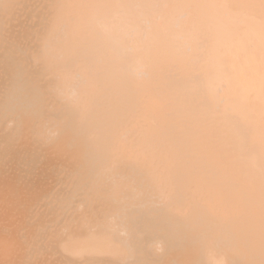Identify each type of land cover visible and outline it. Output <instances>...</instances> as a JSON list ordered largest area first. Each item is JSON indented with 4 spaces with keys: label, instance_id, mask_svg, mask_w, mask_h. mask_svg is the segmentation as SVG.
<instances>
[{
    "label": "rangeland",
    "instance_id": "rangeland-1",
    "mask_svg": "<svg viewBox=\"0 0 264 264\" xmlns=\"http://www.w3.org/2000/svg\"><path fill=\"white\" fill-rule=\"evenodd\" d=\"M126 1L155 15L115 45ZM259 19L264 0H0V264H264V95L226 52Z\"/></svg>",
    "mask_w": 264,
    "mask_h": 264
},
{
    "label": "bare ground",
    "instance_id": "bare-ground-1",
    "mask_svg": "<svg viewBox=\"0 0 264 264\" xmlns=\"http://www.w3.org/2000/svg\"><path fill=\"white\" fill-rule=\"evenodd\" d=\"M238 1H240V0H237V3H238ZM242 1V0H241ZM127 3L126 4H124L123 2L121 3V4H119V5H116V6H114L113 8H112V11L109 13V18L110 19H114V21L112 22V27H114V28H116V30H117V40L115 41V45H119V44H121V43H123L124 41H125V39H127V38H130L131 40H135L137 43H139V42H141V37H145L146 35H147V33H146V30L147 29H150L151 28V25H150V18L151 17H153L154 15H155V13H149V12H146V8L145 7H140V6H138V4H136V3H134L133 1L131 2H129V1H126ZM16 3H18L17 1H16ZM16 3L15 4H13V5H16ZM19 4H20V1H19ZM40 4V3H39ZM18 5V4H17ZM25 5V4H24ZM29 5V4H28ZM34 5V4H33ZM8 6V5H7ZM47 6V5H46ZM31 7V6H30ZM12 8V7H11ZM17 8V7H16ZM20 9H22V8H20ZM7 10V9H6ZM11 10V9H10ZM172 10L173 11H176L177 10V6L175 5H173V7H172ZM12 11V10H11ZM15 11V10H14ZM18 12V11H17ZM4 13V12H3ZM14 13V12H13ZM39 13V12H38ZM175 13V12H174ZM8 14V13H7ZM43 14V13H42ZM252 15V14H251ZM7 16H9V15H7ZM36 16V15H35ZM41 16V15H40ZM43 16V15H42ZM47 16H48V13H47ZM4 17V16H3ZM31 17V16H30ZM34 18H36V17H34ZM39 18V17H38ZM41 18V17H40ZM55 18V17H54ZM11 19H14V17L12 18L11 16H10V18H9V20H11ZM156 19L157 20H159V19H161V16L160 15H158V16H156ZM8 20V19H7ZM6 19H5V21H7ZM38 20V19H37ZM50 20V19H49ZM59 20H61L60 18H59ZM5 21H3V22H5ZM259 21H261V19H259ZM49 22V21H48ZM262 22V24H264V21H261ZM7 23V22H6ZM13 23V22H12ZM51 23V22H50ZM57 23V22H56ZM59 23V22H58ZM50 25V24H49ZM144 25V26H143ZM259 25H261V24H259ZM7 26V25H6ZM9 26V25H8ZM36 27V26H35ZM13 28V27H12ZM18 28V27H17ZM22 28H27V27H22ZM43 28H45V27H43ZM6 29H7V27H6ZM5 29V30H6ZM28 29V28H27ZM33 29V28H32ZM20 31L23 33V30L20 28ZM19 31V32H20ZM45 31V30H44ZM47 31V30H46ZM8 33V35L10 34L11 35V33H12V35H13V32H8V29H7V31H5V33ZM18 32V33H19ZM3 33V32H2ZM4 33V35H6V36H8L7 35V33L5 34ZM39 33H40V31H39ZM21 34V33H20ZM20 34H16V35H19L20 36ZM28 34V33H27ZM34 34V33H33ZM258 34H260V35H258ZM262 34V32H259L258 31V33L257 32H255V30H247L246 32H244L243 33V36H240L238 39H236V40H234V41H232V42H229L228 44H226V47H227V49H226V52H227V54L228 55H231V56H233V60L231 61V64H232V66H234V68H236V70H238V74L242 77L241 79H240V83H241V85L242 86H244V90L242 89V92L244 93H246V94H252V97H251V100L252 99H254V97H257L258 98V96L259 95H264V47H263V44L261 43V42H264V36H262L261 35ZM3 34H2V36H4ZM14 35H15V33H14ZM18 36V37H19ZM44 36V35H43ZM56 36V35H55ZM11 37V36H10ZM14 37H15V39H14ZM18 37H16V36H13V38L12 39H14L13 41H15L16 40V38H18ZM227 37V36H226ZM4 38H5V40L6 39H8L7 37H5L4 36ZM3 38V39H4ZM22 39V38H21ZM165 39V38H164ZM167 39V38H166ZM165 39V40H166ZM169 40H168V42L170 41V42H172L173 43V41H172V39L171 38H168ZM171 39V40H170ZM174 40V39H173ZM227 40H228V37H227ZM164 41V40H163ZM7 42V41H6ZM166 41H164V45L162 46L161 45V47H163L162 49H166L167 48V46L165 47V43ZM167 42V44L166 45H168L169 43ZM8 43V42H7ZM17 43V42H16ZM172 43H170V45L172 44ZM1 44V43H0ZM160 44H163V43H160ZM2 45V44H1ZM8 45V44H7ZM5 46H6V44H5ZM169 46V45H168ZM1 47V46H0ZM170 47V46H169ZM168 47V49H170V48H172V47H170L169 48ZM3 48V47H2ZM1 49V48H0ZM173 49V48H172ZM37 50V49H36ZM38 50H40V49H38ZM2 52V51H1ZM147 54H148V56H150L151 57V54L149 53V50H144V51H140L139 53H137V54H135V58L133 57V56H131L132 57V59L134 60V61H129V62H127L130 58H128V60L126 59V62L127 63H129V65H130V67H132V66H134V65H136V64H140L141 66H142V63H143V61H145V62H148V60L150 59L148 56H147ZM62 55V54H61ZM120 56H123V55H120ZM119 57V56H118ZM117 57V59H119ZM24 58V57H23ZM40 58V57H39ZM62 58V57H61ZM60 58V59H61ZM120 58H124V56L123 57H120ZM126 58V57H125ZM121 59V60H122ZM43 61V60H42ZM32 62V61H31ZM39 62V61H38ZM130 62H131V64H130ZM33 63V62H32ZM125 63V62H124ZM123 64V63H122ZM121 64V65H122ZM36 65V64H35ZM125 65V64H124ZM129 65L127 64L126 66H124V67H126L127 68V66L129 67ZM120 66V65H119ZM141 66L139 67V68H141ZM123 67V66H122ZM123 67V68H124ZM129 67V68H130ZM5 68V67H4ZM31 68V67H30ZM34 69V68H33ZM128 69V68H127ZM136 70V69H135ZM138 70V69H137ZM136 70V71H137ZM220 70V69H219ZM1 72V71H0ZM138 74H139V72H137ZM126 78V77H125ZM4 80V79H3ZM221 82H224L223 84H221V85H219L218 86V91L219 92H222L223 91V89L224 88H227L228 87V85L229 84H226L225 83V80H222ZM5 85H6V83H5ZM246 85H249L250 86V89L249 88H245V86ZM63 87V86H62ZM60 89V88H59ZM62 89V88H61ZM72 91H75V90H72ZM71 95H72V92H71ZM70 95V96H71ZM243 96H244V98L246 97V95L245 94H243ZM146 104V103H145ZM150 106V105H149ZM151 107H152V105H151ZM150 107V108H151ZM157 108V107H156ZM228 109V108H227ZM226 109V110H227ZM160 110V109H159ZM143 112V111H142ZM147 112V111H146ZM147 114V113H146ZM151 114V113H150ZM137 115V114H136ZM158 115V114H157ZM150 117H152V116H150ZM150 117H148V118H150ZM136 119V118H135ZM146 120V119H145ZM144 120V121H145ZM137 121V120H136ZM142 122V121H141ZM146 122V121H145ZM233 122H235V121H233ZM140 123V122H139ZM154 123V122H153ZM144 124V123H143ZM142 124V125H143ZM139 125V124H138ZM148 125V124H147ZM151 125V124H150ZM264 126V125H263ZM134 128V127H133ZM136 128V127H135ZM152 128H154V127H152ZM263 128V131H262V133H264V127H262ZM150 129V128H149ZM153 131V130H152ZM151 131V132H152ZM147 132V131H146ZM124 133H126V132H124ZM149 133V132H148ZM153 133V132H152ZM121 134V133H120ZM132 134V133H131ZM139 134V133H138ZM146 134V133H145ZM124 135V134H123ZM135 136V135H134ZM138 136V135H137ZM155 136V135H154ZM121 138V137H120ZM259 138L261 139V140H263V142H264V135H260L259 136ZM122 139H123V137H122ZM134 140V139H133ZM256 140V139H255ZM121 141V140H120ZM147 141V140H146ZM153 141V140H152ZM129 142H130V140H129ZM125 143H126V141H125ZM148 143V142H147ZM155 143V142H154ZM257 144H259L258 142H256ZM131 144V143H130ZM146 144V143H145ZM150 144V143H149ZM255 144V143H254ZM257 144H255V146L257 145ZM132 145V144H131ZM261 144H259L258 146H259V148L261 147V146H263V145H261ZM125 146V145H124ZM128 146V145H127ZM130 146V145H129ZM155 146V145H154ZM147 147V146H146ZM253 147V146H252ZM141 148H142V146H141ZM152 148V147H151ZM225 148V147H224ZM223 148V149H224ZM254 149H255V147H253ZM226 149V148H225ZM250 149H252V148H250ZM148 150V149H147ZM150 150V149H149ZM153 150H155V149H153ZM159 150V149H158ZM227 150V149H226ZM253 150V149H252ZM258 150V149H257ZM260 150V149H259ZM134 151V150H133ZM141 151V150H140ZM152 151V150H151ZM229 151V150H228ZM139 152V151H138ZM126 153H128V152H126ZM143 153H145V152H143ZM154 153H156L155 151H154ZM157 153H158V151H157ZM260 153H262L261 155L264 157V150H263V152H261L260 151ZM152 154V153H151ZM224 155H225V152L223 153ZM128 155V154H127ZM130 155V154H129ZM148 155H150V154H148ZM228 156H229V154H227ZM147 156V155H146ZM154 156V155H153ZM156 156V155H155ZM232 156V155H231ZM234 156V155H233ZM240 156V155H239ZM131 157V156H130ZM129 157V158H130ZM138 157V156H137ZM152 157V156H151ZM150 157V158H151ZM159 157V156H158ZM227 157V156H226ZM236 157V155L233 157V158H235ZM238 157V156H237ZM236 157V158H237ZM128 158V159H129ZM142 158V157H141ZM232 158V159H233ZM235 158V159H236ZM239 158V157H238ZM237 158V159H238ZM135 159V158H134ZM138 159V158H137ZM234 159V160H235ZM241 159V158H240ZM240 159H238L239 161H240ZM64 160V159H63ZM150 160H152V159H150ZM154 160V159H153ZM152 160V161H153ZM237 160V161H238ZM236 161V163H238ZM244 160H242V162H243ZM264 161V160H263ZM157 162V161H156ZM242 162H240V163H242ZM264 163V162H263ZM74 164V163H73ZM133 164V163H132ZM244 164V163H243ZM144 165V164H143ZM142 165V166H143ZM155 165V164H154ZM154 165L152 166V167H154ZM236 165V164H235ZM264 165V164H263ZM237 166V165H236ZM261 167H262V165H261ZM120 168V167H119ZM148 168H150L149 166H148ZM147 168V169H148ZM157 168V167H156ZM234 168L236 169L237 167H235L234 166ZM238 168H239V165H238ZM69 169V168H68ZM100 169V168H99ZM146 169V170H147ZM151 169V168H150ZM153 169V168H152ZM244 169V168H243ZM145 170V171H146ZM242 170V169H241ZM261 170H264V167H263V169L261 168ZM261 170H259V171H261ZM150 171V170H149ZM154 170H152V172H153ZM124 172V171H123ZM129 172V171H128ZM148 172V171H147ZM147 172H146V174H147ZM262 172V171H261ZM264 172V171H263ZM262 172V173H263ZM149 173V172H148ZM151 173V172H150ZM261 173L259 172V175H260ZM100 175V174H99ZM116 176V175H115ZM149 176V175H148ZM262 176V175H261ZM147 177V176H146ZM146 177H144V178H146ZM151 177V176H150ZM264 177V176H263ZM142 178V177H141ZM116 179V178H115ZM114 179V181H117V180H115ZM260 179H262V177H260ZM260 179H258L259 180V182L258 183H261V181L262 180H260ZM98 180V179H97ZM108 180V179H107ZM141 180V179H140ZM155 180V179H154ZM160 180V179H159ZM58 181V180H57ZM75 181V180H74ZM137 181V180H136ZM135 181V182H136ZM151 181V180H150ZM203 181V180H202ZM121 182V181H120ZM133 182V181H132ZM158 182V181H157ZM205 182V181H204ZM79 183V182H78ZM115 183H119V182H115ZM124 183V182H123ZM122 183V184H123ZM160 183V182H159ZM158 183V184H159ZM121 184V185H122ZM151 184V183H150ZM154 184H156V183H154ZM256 184H257V182H256ZM262 184H263V181H262V183H261V185L259 184V185H257L256 187H258V186H260V188L262 189ZM63 185V184H62ZM116 185V184H115ZM124 185H125V187L127 186V185H129L128 183H124L122 186H123V188H124ZM136 185V184H135ZM199 185V184H198ZM207 185V184H206ZM264 185V184H263ZM58 186V185H57ZM118 187L120 186V184H118L117 185ZM122 186H120L121 188H122ZM134 186V185H133ZM147 186V185H146ZM159 186V185H158ZM130 187H132V185L130 184ZM143 187V186H142ZM162 187H163V185H162ZM165 187V186H164ZM201 187V186H200ZM203 187V186H202ZM206 187V186H205ZM209 187H210V185H209ZM141 188V187H140ZM147 188H148V186H147ZM259 188V189H260ZM117 189V188H116ZM160 189V188H159ZM164 189V188H163ZM200 189V188H199ZM207 189H209V188H207ZM211 189V188H210ZM218 189V188H217ZM220 189V188H219ZM258 189V190H259ZM121 190V189H120ZM132 190V189H131ZM137 190V189H136ZM166 190V189H165ZM206 190V189H205ZM116 191V190H115ZM207 191V190H206ZM216 191V190H215ZM261 193H262V191H263V193H264V188L262 189V190H259ZM122 192V191H121ZM131 192V191H130ZM155 192V191H154ZM168 192V191H167ZM193 192H195V191H193ZM197 192V191H196ZM195 192V193H196ZM198 192H199V190H198ZM197 192V193H198ZM211 192V191H210ZM118 193H119V191H118ZM128 193H129V191H128ZM140 194H141V192H139ZM205 193V192H204ZM203 193V194H204ZM208 193V192H207ZM212 193V192H211ZM260 193V194H261ZM261 194V196L263 197V195L264 194ZM133 194V193H132ZM132 194H130V195H132ZM163 194V193H162ZM166 194V193H165ZM199 194V193H198ZM216 194V193H215ZM223 194V193H222ZM130 195H129V198H130ZM194 195V194H193ZM205 195V194H204ZM207 195V194H206ZM206 195H205V200H206ZM210 195V194H209ZM213 195H214V193H213ZM142 196V195H141ZM144 196V195H143ZM202 196V195H201ZM134 197H136V194H135V196ZM138 197V196H137ZM140 197V196H139ZM218 197H219V195H218ZM224 197V196H223ZM223 197H221V199H223ZM101 198V197H100ZM143 198V197H142ZM141 198V199H142ZM159 198H160V196H159ZM193 198V197H192ZM213 198V197H212ZM215 198H217L216 197V195L214 196V199ZM220 198V197H219ZM135 199V198H134ZM209 199V198H208ZM221 199H220V202H221ZM264 199V198H263ZM131 200V199H130ZM195 200V199H194ZM200 200V199H199ZM202 200H203V198H202ZM211 200V199H210ZM140 201V200H139ZM155 201V200H154ZM163 201V200H162ZM197 202H198V200H196ZM208 201V200H207ZM206 201V202H207ZM261 201H262V204L264 205V203H263V201L264 200H262L261 199ZM130 202V201H129ZM152 202V201H151ZM196 202V203H197ZM200 202L201 201H199V203H197V204H200ZM212 202V201H211ZM217 202V201H216ZM223 202H224V200H223ZM137 203V202H136ZM135 203V204H136ZM142 203V202H141ZM217 203H219V201L217 202ZM225 203V202H224ZM143 204V203H142ZM206 204H209V203H206ZM220 204V203H219ZM218 204V205H219ZM133 205V204H132ZM163 205V204H162ZM213 205V204H212ZM203 206H205L204 204H203ZM214 206H215V204H214ZM217 206V205H216ZM215 206V207H216ZM219 206H221V204L219 205ZM218 206V207H219ZM228 206V205H227ZM240 206V205H239ZM131 207V206H130ZM135 207V206H134ZM134 207H132V208H134ZM144 207V206H143ZM156 207V206H155ZM235 207V206H234ZM261 207H262V205H261ZM131 208V209H132ZM137 208V207H136ZM153 208V207H152ZM208 208V207H207ZM210 208H211V206H210ZM210 208H208V209H206L205 211H207V212H209V209ZM221 208V207H220ZM264 208V207H263ZM130 209V208H129ZM130 209V210H131ZM199 209H201V208H199ZM223 209H225L224 207H223ZM128 210V209H127ZM145 210V209H144ZM149 210V209H148ZM216 210V209H215ZM214 210V211H215ZM218 210V212H220L219 211V209H217ZM258 210L260 211V214H262L263 212H264V209L263 210H261V208L259 207L258 208ZM132 211V210H131ZM201 211V210H200ZM210 211H212V210H210ZM224 211V210H223ZM229 211V210H228ZM240 212H241V210H239ZM139 212H140V210H139ZM217 212V213H218ZM262 212V213H261ZM211 213V212H210ZM217 213H214L213 214V216L215 217L216 215L215 214H217ZM228 213V212H227ZM244 213H246V212H244ZM136 214V213H135ZM146 214V213H145ZM230 214V213H229ZM234 214V213H233ZM237 215H238V213H236ZM134 215V214H133ZM139 215V214H138ZM218 215V214H217ZM263 215H264V213H263ZM147 216V215H146ZM226 216H227V214H226ZM246 216V215H245ZM181 217V216H180ZM210 217V216H209ZM217 217V216H216ZM219 217V216H218ZM217 217V218H218ZM224 217V216H223ZM235 217V216H234ZM254 217V216H253ZM258 217V216H257ZM227 218L229 219V217L227 216ZM255 218V217H254ZM259 218V217H258ZM231 219V218H230ZM242 219V218H241ZM261 219V218H260ZM225 220V219H224ZM243 220V219H242ZM247 220H248V218H247ZM220 221H221V219H220ZM226 221H228V220H226ZM252 221V220H251ZM233 222H235V221H233ZM241 222V221H240ZM181 223V222H180ZM244 223H247V222H244ZM214 224V223H213ZM217 224H219V222L217 223ZM216 224V225H217ZM222 224H224V223H222ZM229 226V225H228ZM237 226V225H236ZM249 226V225H248ZM250 227V226H249ZM253 227V226H252ZM211 228V227H210ZM218 228V227H217ZM167 230V229H166ZM224 230V229H223ZM232 230V229H231ZM255 230V229H254ZM253 230V232H252V234H251V236L252 237H250V238H255V240L257 239L256 237H259V236H257V235H259L260 233L258 232V231H261V229L260 230H258L257 228H256V231H257V235H255L256 234V232ZM248 231V230H247ZM226 232V231H225ZM229 232V231H228ZM239 232H241V231H239ZM255 232V233H254ZM232 233H234V232H232ZM254 233V234H253ZM263 233V232H262ZM248 234V233H247ZM231 235V234H230ZM262 236H263V234H261ZM223 236V235H222ZM227 236V235H226ZM235 236V235H234ZM233 236V237H234ZM239 236V235H238ZM95 236H94V234H92V237L91 238H94ZM232 237V238H233ZM225 238V237H224ZM261 238V237H260ZM101 239H103V240H101V241H95L96 243H97V245H99L100 244V242H102V243H105V242H108V243H111V239L109 240L108 239V237L106 238V236L104 237L103 236V238L101 237ZM105 239H108L109 241H106ZM240 239V238H239ZM96 240V239H95ZM104 240H105V242H104ZM262 241V240H261ZM258 243V242H257ZM263 244V243H262ZM261 244V245H262ZM244 245V244H243ZM264 245V244H263ZM236 246V245H235ZM247 246V245H246ZM260 248H263L264 249V247H261L260 246ZM256 250V249H255ZM259 252H262V249H259L258 250ZM206 253V252H205ZM215 253V252H214ZM207 254V253H206ZM246 254V253H245ZM248 254V253H247ZM256 254V253H255ZM208 257H207V259L211 262V264H225V259H224V257H223V255H221L220 256V258H218V259H216V257H215V254H213V252L212 251H210V252H208ZM250 255V254H249ZM253 255V254H252ZM238 256V255H237ZM256 256V255H255ZM237 259V258H236ZM235 260V259H234ZM210 262H209V264H210ZM239 263H241V262H239ZM258 263V262H257Z\"/></svg>",
    "mask_w": 264,
    "mask_h": 264
},
{
    "label": "clouds",
    "instance_id": "clouds-1",
    "mask_svg": "<svg viewBox=\"0 0 264 264\" xmlns=\"http://www.w3.org/2000/svg\"><path fill=\"white\" fill-rule=\"evenodd\" d=\"M177 52L178 54H183L184 52H186V49H184L183 46H180L177 48ZM152 72L153 67L150 62L143 64L139 70V74L145 77L150 76Z\"/></svg>",
    "mask_w": 264,
    "mask_h": 264
}]
</instances>
